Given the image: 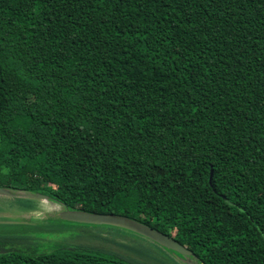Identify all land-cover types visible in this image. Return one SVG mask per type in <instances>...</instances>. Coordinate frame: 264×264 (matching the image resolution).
I'll return each instance as SVG.
<instances>
[{
  "label": "trees",
  "instance_id": "obj_1",
  "mask_svg": "<svg viewBox=\"0 0 264 264\" xmlns=\"http://www.w3.org/2000/svg\"><path fill=\"white\" fill-rule=\"evenodd\" d=\"M0 187L264 264V0H0ZM122 232L0 264H184Z\"/></svg>",
  "mask_w": 264,
  "mask_h": 264
},
{
  "label": "rangeland",
  "instance_id": "obj_2",
  "mask_svg": "<svg viewBox=\"0 0 264 264\" xmlns=\"http://www.w3.org/2000/svg\"><path fill=\"white\" fill-rule=\"evenodd\" d=\"M50 204L56 205L51 200L36 199L34 208L25 211L14 199L0 196V249H12L26 255L49 252L59 245H83L125 260L150 261L147 256L132 253L120 245L134 246V240L119 228L62 220L54 217L61 206L56 205L57 209L51 210L47 207Z\"/></svg>",
  "mask_w": 264,
  "mask_h": 264
},
{
  "label": "water",
  "instance_id": "obj_3",
  "mask_svg": "<svg viewBox=\"0 0 264 264\" xmlns=\"http://www.w3.org/2000/svg\"><path fill=\"white\" fill-rule=\"evenodd\" d=\"M212 176L213 170L210 171L209 182H211ZM0 196L12 199L23 198L34 200H51L47 195L43 193L26 192L3 187H0ZM61 208L62 209L58 211V213L54 217H58L68 222L87 225L109 226L119 228L120 230L130 231L146 239H149L150 241L156 243L164 249L173 251L178 255V257L184 264H203L191 250L177 242L171 236L164 234L159 230L136 219L114 213L88 212L82 209H71L63 206H61Z\"/></svg>",
  "mask_w": 264,
  "mask_h": 264
},
{
  "label": "bare ground",
  "instance_id": "obj_4",
  "mask_svg": "<svg viewBox=\"0 0 264 264\" xmlns=\"http://www.w3.org/2000/svg\"><path fill=\"white\" fill-rule=\"evenodd\" d=\"M48 202V201H47ZM55 203V202H54ZM46 204V203H45ZM51 205V204H50ZM56 205H59V204H57L56 203ZM55 204H52L51 206H47V207H49V209H51V210H55V209H57V206H56ZM48 209V208H47ZM36 215H38V214H36ZM104 233V232H103ZM104 236V235H103ZM128 236V235H127ZM133 237V236H132ZM150 246V245H149ZM159 255V254H158Z\"/></svg>",
  "mask_w": 264,
  "mask_h": 264
}]
</instances>
